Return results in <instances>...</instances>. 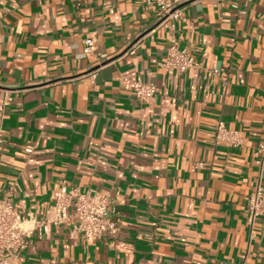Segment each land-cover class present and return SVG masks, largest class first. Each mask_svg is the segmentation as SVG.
<instances>
[{"label": "crops", "instance_id": "obj_1", "mask_svg": "<svg viewBox=\"0 0 264 264\" xmlns=\"http://www.w3.org/2000/svg\"><path fill=\"white\" fill-rule=\"evenodd\" d=\"M172 23L146 0H0V199L42 222L78 188L119 226L30 223L22 264H264V217L244 213L264 187V0H192ZM173 36L203 70L161 68ZM219 121L243 147L216 142Z\"/></svg>", "mask_w": 264, "mask_h": 264}, {"label": "built area", "instance_id": "obj_2", "mask_svg": "<svg viewBox=\"0 0 264 264\" xmlns=\"http://www.w3.org/2000/svg\"><path fill=\"white\" fill-rule=\"evenodd\" d=\"M192 0H146L149 7L155 9V24L174 29L172 22L181 17V8ZM85 53L90 54L94 50V40L85 42ZM166 71H174L179 74L198 73L203 70L202 62L189 50L182 49L178 40L173 36L166 50L165 60L160 64ZM126 90L141 103L153 100L157 95V87L153 83H144L125 78L123 80ZM5 116L3 108L0 110V119ZM216 142L225 143L230 148L244 146L243 136L240 132L227 129L222 121H219L216 129ZM4 144V137L0 129V146ZM259 151L264 162V143L259 146ZM31 153V150L27 151ZM114 201L108 196H100L90 191L78 188L68 190L62 186L55 193V200L48 212L46 219L35 222L33 216L23 208L10 201L8 195L0 199V264H22L21 252L26 249L25 237L31 235L34 229L28 224L35 223V227L47 230L48 226L72 225L84 240L101 239L107 235L115 237L119 233V226L114 220ZM73 208L74 213L69 214ZM244 213L252 222L264 217V187L258 186L257 190L249 196Z\"/></svg>", "mask_w": 264, "mask_h": 264}]
</instances>
